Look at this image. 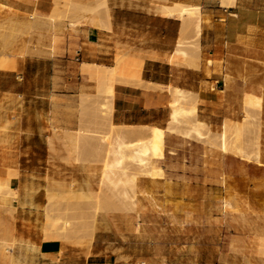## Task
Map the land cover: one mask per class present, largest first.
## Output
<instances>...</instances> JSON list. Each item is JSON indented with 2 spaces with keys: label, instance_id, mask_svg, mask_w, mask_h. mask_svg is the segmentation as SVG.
Here are the masks:
<instances>
[{
  "label": "rangeland",
  "instance_id": "obj_1",
  "mask_svg": "<svg viewBox=\"0 0 264 264\" xmlns=\"http://www.w3.org/2000/svg\"><path fill=\"white\" fill-rule=\"evenodd\" d=\"M142 1H148L151 11L166 17L169 16L165 7L174 3L178 5L177 9H199L202 32L198 34L193 28L185 31L180 29L178 40L181 47L189 52L188 62L184 65H210L212 71L230 77L223 80L224 85L219 88L223 94V107L214 112H210L205 105L200 109L199 105L205 104V101L195 93L185 90L194 95L193 97H198V110L194 120L204 121L206 126L208 125L202 131L205 135L197 137L194 132L186 134L193 118L184 125L185 127L180 126L181 132H167L165 159L153 162L149 168L152 169V176H149L150 173L145 176V172L132 167L126 158L123 167L128 166L125 169L127 173L124 174L121 168L120 171L116 170L119 172L116 177L114 173V182H118V177L123 175L118 191L106 178L105 172L109 169L106 167L107 163H113L115 157L105 158L101 151L104 152V149L100 148V140L87 137L88 142L86 137L85 141L82 139L86 135L107 136L110 142L117 144V131L124 126L114 124L112 116L110 119L106 112H102L101 103L106 100L104 97L99 98L98 92L95 96L89 94L90 97L88 94L76 96L72 103L73 108L69 110L71 113L65 111L59 114L64 118V123L68 118L72 119L69 123L76 131H45L42 133V146L29 150L26 155H22L24 150L3 148L0 139V184L11 182L13 188H19L14 197L17 192L15 189V193H9L3 191L0 186V234L4 224L11 234L9 238L7 234L0 238V245L10 243L12 238H16L14 236L18 233L20 224L28 223L33 227L43 225L44 240H61L64 243L63 252H67L71 247L75 255L84 253L86 257L85 260L65 259L69 258L66 253L56 264H110V260L107 263L104 260H94L91 251L95 240H117L113 233H97L100 220L105 221L108 218L118 222L119 264H264V0H237L229 10L227 5L222 3L223 0ZM70 2H81V6L75 3L80 7L84 4L98 7L96 13L102 20L103 27H110L114 10L117 18L124 13L123 16L128 18L132 26L141 27L147 22L142 17L144 15L138 11L119 12L123 0H117L116 4L114 0H103L105 4H102V0H73L69 3L67 0H53L54 6L50 13L36 12L28 15L43 32L38 38L40 44L52 50L51 53L42 55H64L68 51L72 58L75 57L80 49L76 36L79 27H93L88 20L86 22V18H83L80 24L77 22L76 26L74 25L76 30L71 27V22L77 15L91 16V13L75 9L74 12H77L74 13L69 6ZM57 10L62 12V15L56 14ZM173 14L175 17L170 18H178L180 27H183V20L179 18L180 11L177 10ZM169 24L175 30L179 26L178 21ZM166 25L167 22L158 18L151 23L156 34L166 29ZM206 28L215 31L216 44L202 45V33ZM52 33L54 34L50 35ZM28 39L33 43L31 36ZM232 39L236 46L247 50L245 55H234L240 62L233 63L228 60L227 56L232 55L226 52L220 57L213 56L215 47H230ZM165 43L166 46L176 48L172 36ZM123 53L117 50L115 56L114 66L118 65V78L121 76L118 82L140 83L142 59ZM171 60L172 63L175 60L180 63L176 58L172 57ZM87 65L89 63L82 64L84 72H90ZM92 76L97 82V76ZM220 80L222 78L218 79ZM212 86L210 82L204 81L201 91L213 92ZM173 87L175 86L169 85L162 90L173 97L170 92ZM51 97L52 93L45 91L40 102L32 101V108L25 114L26 123H34L35 117L44 127L51 123L56 105L55 99ZM227 122L237 126L244 124L246 132L242 131L243 137L236 143L237 146L245 144L243 147L232 146L233 151H223L220 147L218 135L224 129L223 124ZM167 125L168 123L164 127ZM234 129L235 126L232 131ZM68 134L79 136L77 149L74 145L75 149L73 147L70 150L66 138ZM133 139L127 141H134ZM47 140L51 142L47 144ZM98 144H101L99 148ZM89 145L97 146L96 150H93V146V149H89ZM245 149L247 151L244 152ZM258 150L260 159L257 157ZM237 152H240L239 156ZM246 152H253L254 156L257 153V156L254 158L251 153V156H247ZM10 153L14 154L16 159V170L6 166ZM243 153L245 158L241 155ZM21 156L23 159L19 161ZM246 157H249L250 161ZM257 160L261 164L257 163ZM21 165L23 169L36 174L26 179V175L20 173ZM7 186L11 188L10 185ZM110 186L114 191L116 189V197L109 194L112 191L109 190ZM27 189L31 193L34 190L40 192L36 216L30 221L24 220V214L16 207L18 202L24 205L23 197ZM125 191L124 199L122 193ZM133 195H137L141 200L136 211L131 210L134 209L132 205L128 206L131 200L127 198ZM126 205L128 207H123ZM0 250V264H15L5 258L1 248ZM112 264H115L114 259Z\"/></svg>",
  "mask_w": 264,
  "mask_h": 264
},
{
  "label": "crops",
  "instance_id": "obj_2",
  "mask_svg": "<svg viewBox=\"0 0 264 264\" xmlns=\"http://www.w3.org/2000/svg\"><path fill=\"white\" fill-rule=\"evenodd\" d=\"M114 3L116 4L117 0H114ZM53 6V0H0V139L3 148L24 150L22 155H26L29 150L42 146L44 143L42 133L45 131L50 133L76 131L69 123L72 119L68 118L64 123V118L59 114L65 111L71 113L69 110L73 108L72 103L76 96L97 94L96 79L89 72L83 71L82 64L86 62L112 67L116 64L117 50L123 51V54H132V57L142 59L143 63L139 76L140 83L118 82L115 85L112 114L114 124L164 128L170 120L172 97L162 88L169 85L198 94L199 98L205 101V104L199 105L200 109L205 105L210 112H214L223 107V94L220 93L222 90L219 88L224 85L223 80H226L227 76L212 71L210 65L199 63L198 66H190L180 64L176 60L174 63L171 62L172 57L175 59L172 56L175 49L166 46L165 41L172 36L176 46L181 29L178 18L156 14L150 10L148 1L123 0L119 12L138 11L144 15L142 17L147 21L146 24L141 27L132 26L128 18L123 16L124 13L117 18L114 10L109 28L79 27L76 36L81 52L77 60V55L72 58L68 51L64 55H42V53H51L52 50L40 44L38 38L43 32L33 18H28V15L36 12L50 13ZM232 8L233 6H229L228 10ZM155 18L167 22L166 29L170 28L168 30L164 28L156 34L151 26ZM172 21L179 22L176 30L169 24ZM30 36L33 38V43L29 42ZM215 37L214 30L204 29L202 45L216 44ZM230 43L232 44L230 47H215L213 56L220 57L226 52L232 55L227 56L228 60L238 63L240 61L235 59L234 55L236 53L245 55L247 50L236 46L233 39ZM69 45L70 40L67 49ZM220 78L222 80L218 81ZM204 81L213 85V92L201 91ZM45 91H50L56 101L53 120L45 127L36 117L34 123H26V111L32 108V101H41ZM29 120L31 121V118ZM50 142L47 140V144ZM22 157L19 161L23 159ZM15 163L14 154L10 153L6 162L7 168L16 170ZM20 173L26 175V179L36 174L23 169L22 165ZM31 197L32 205H21L19 202L16 205L27 221L33 220L36 216L40 192L34 190ZM42 226L20 224L19 231L14 237L21 239L19 244L24 242L21 254L23 261H32L33 264H56L66 253L69 258L65 259L85 260L84 253L75 255L71 247L67 252H63L64 243L61 240H44ZM97 233H113L117 240H95L91 247L94 260H104L106 263L110 260L112 264L114 259L115 264H119L118 222L115 223L108 218L105 221L100 220ZM6 234L8 238L11 236L9 228L4 224L0 238L5 237Z\"/></svg>",
  "mask_w": 264,
  "mask_h": 264
},
{
  "label": "bare ground",
  "instance_id": "obj_3",
  "mask_svg": "<svg viewBox=\"0 0 264 264\" xmlns=\"http://www.w3.org/2000/svg\"><path fill=\"white\" fill-rule=\"evenodd\" d=\"M69 1H72L73 0H67V2L69 3ZM235 1L236 0H223L222 3L223 4H226L228 7L229 6H233L235 4ZM55 2V1H54ZM58 2V1H57ZM103 2V0H102ZM75 3H78V2H74V4L70 2L69 6L71 7V9L73 10L74 12V9L75 10H81L80 12H90L91 13V16H82V15H77L75 17V19L71 22V27H73L75 29V24L78 22H81V20L84 18H86V22L88 20V23H90L93 27H103V22L101 19H99L98 17V13L97 12V9L98 7H90V6H85L86 4L82 5L81 6V2L78 3L80 4V6H76L77 4ZM89 3V2H88ZM94 3V2H93ZM173 3V2H172ZM56 4V3H55ZM58 4V3H57ZM102 4H105V2H103ZM59 7V6H58ZM61 7V6H60ZM57 8V7H55ZM166 10L168 11V16L169 17H175V14H173L175 11H180V17L182 20H183V27L182 30L185 31L186 29H189V28H193V30H195L198 34H200L202 32V24H201V20H200V17H199V9L198 8H189V7H181L180 9H177L178 8V5H175L172 4V5H167L166 7ZM60 9V8H59ZM64 9V8H63ZM54 10V9H53ZM56 11V10H55ZM62 11V10H61ZM66 10H64L65 12ZM76 11V12H77ZM64 12H63V15H64ZM68 13V11H66ZM74 12V13H76ZM109 12V11H108ZM57 13H60L62 15V12L58 11L56 12ZM78 14V13H77ZM109 14V13H107ZM34 16V15H32ZM74 16V15H73ZM58 18V17H57ZM83 20V21H85ZM70 22V21H69ZM85 22V23H86ZM83 23V22H82ZM80 24V23H79ZM90 24H88L90 26ZM41 25V24H40ZM70 25V24H69ZM75 25V26H74ZM83 26V25H82ZM85 27V26H84ZM37 28V27H36ZM104 28H107V27H104ZM98 29V28H97ZM111 29V28H110ZM109 29V30H110ZM54 30V29H53ZM73 30V29H72ZM76 30V29H75ZM89 30V29H88ZM95 30V29H94ZM88 36V35H87ZM176 48L173 52V55L176 59H178L180 61V63L182 64H186L188 62V59H189V52L185 49H183L181 47V43H180V40H177L176 42ZM164 56V55H163ZM160 57V56H159ZM172 61V60H171ZM84 64V63H83ZM90 67V74L91 75H96L97 76V82H96V88H97V92H98V97H104V99L106 100L104 103H101V110L102 112H106V116L109 117L111 119V116L113 114V98H114V94H115V85L116 83L118 82V74L120 72V68L118 67V65L114 66V67H106V66H103V65H96V64H89L87 65ZM242 70V69H241ZM228 76V75H227ZM230 76V75H229ZM226 77V75H225ZM230 79V77L228 78ZM120 81V80H119ZM157 84V83H156ZM145 86V85H144ZM152 86V85H151ZM142 87V86H141ZM153 88V87H152ZM158 88V87H157ZM160 88V87H159ZM163 89V88H162ZM215 90V89H214ZM162 91V90H161ZM213 91V90H212ZM169 92V91H168ZM172 93V101L170 102V107H171V113H170V120L168 122V125L164 128L162 127H158V126H122L119 128V130L117 131L118 133V143H113L112 141L110 142L109 139L107 138V136H102V137H99V135L97 137H94L96 135H86L84 137H82V139L84 140V138L86 137H89L91 139H98L97 141L100 140V143L102 144H98V148H103L104 149V152L103 150L102 153L105 155V158L106 159H111V157H115V160L113 163L111 162H108L106 167H108L107 169L108 170H105L106 172V178L108 180H110L111 184H113L115 186V188L117 189L118 191V187L120 186V180L122 179L121 177H123V175L121 177H118L119 180L118 182H114L116 180V178L114 179V173L115 174V177L117 174H119V172L117 173L116 170L120 171L119 168L123 169V173L126 174L127 172L125 171V169L128 168V166L125 168L123 167L124 165V162L126 161L125 159L128 158L129 161H130V164L132 167L138 169L140 172H145V176H146V173L147 175L149 174V176H152L150 171H152V169H149L150 166L153 164V162L155 160H164L165 159V153H164V150H165V146H166V134L167 132L169 133H174V132H181L180 130L182 129L181 127H185L184 125H186V123L191 119L193 118L192 122L189 124H191V126L189 124H187L188 126H190L187 131H186V134H191V132H194L195 135L198 137H201V136H204L205 134H203L202 131H204L207 126H206V123L204 121H201V120H194L195 116L197 115V110H198V102H197V99L196 97H193L191 93H188L186 92L184 89L182 88H178V87H173V90L170 91ZM170 94V93H169ZM82 95H87V94H82ZM97 95V94H96ZM198 95V94H197ZM89 96V94H88ZM87 97V96H86ZM90 97V96H89ZM219 98V97H218ZM98 104V103H97ZM98 107V106H97ZM105 115V114H104ZM103 117V116H102ZM109 119V120H110ZM229 121V119H227ZM191 121V120H190ZM194 121V122H193ZM233 122V121H232ZM185 123V124H184ZM193 123V125H192ZM229 122L227 123H224V129L223 131L218 135L220 140L218 139V141H220V147L223 149V151L225 150H229V151H233L232 149V146L234 148L235 147H240L241 144L237 146L236 143H238L241 139V136L243 135L242 131H245L244 130V124L243 126H237V125H229L228 124ZM238 123V122H237ZM183 124V126H182ZM236 124V123H235ZM251 124V123H250ZM258 124V123H257ZM181 126V127H180ZM210 126V125H209ZM235 126V129L234 131L233 130V127ZM181 128V129H180ZM188 128V127H187ZM205 128V129H204ZM256 129V127H255ZM260 129V128H259ZM210 131V130H209ZM256 131V130H255ZM232 132V134H234L233 136L230 135ZM246 132V131H245ZM259 132V131H258ZM91 133V132H90ZM183 134H185L184 132H182ZM193 133V134H194ZM89 134V133H88ZM259 134V133H258ZM77 134H75L74 136L73 135H69L66 137L67 138V145L69 146L70 150H72V148L76 147L77 149V146L76 145H79L77 143ZM80 135V133H79ZM84 135V134H82ZM194 135V136H195ZM207 135V134H206ZM209 135V134H208ZM232 136V137H231ZM81 137V136H80ZM243 137V136H242ZM85 138V139H86ZM131 138H134L133 140L134 141H127L128 139H131ZM137 140H136V139ZM205 138V137H203ZM254 138V137H252ZM88 139V138H87ZM200 139V138H199ZM216 140V139H215ZM85 141V140H84ZM87 141V140H86ZM257 141V140H256ZM88 142H89V139H88ZM94 142V141H93ZM210 142V141H209ZM252 143V141H250ZM98 143V142H97ZM245 143V142H244ZM95 144H96V141H95ZM249 144V143H248ZM243 145L245 144H242L241 147H243ZM254 145V143H253ZM90 146V145H89ZM94 147V145H91ZM89 147V149H93L92 147ZM247 146V145H246ZM74 147V149H75ZM79 147V146H78ZM96 147L95 146L93 150H96ZM249 147V146H247ZM258 147V146H257ZM218 148V147H217ZM221 149V150H222ZM232 149V150H231ZM259 149V147L257 148ZM254 150V149H253ZM247 151L246 149L244 150V152ZM100 152V150H99ZM241 152V151H240ZM239 152V153H240ZM257 152V150H256ZM255 152V153H256ZM238 153V152H237ZM239 153L237 154L239 156ZM248 154V152H246ZM251 153V152H250ZM249 153V154H250ZM258 153L259 154H253V152L251 153L254 158L257 156L259 159H260V152L258 150ZM234 154V153H233ZM236 154V153H235ZM245 153L241 154L242 156L244 155ZM247 155V156H251V155ZM103 155V156H104ZM240 155V157H241ZM244 157V156H243ZM245 158V157H244ZM247 158V157H246ZM249 158V157H248ZM247 158V159H248ZM253 158V159H254ZM250 159V158H249ZM248 159V160H249ZM105 161V160H104ZM109 161V160H108ZM250 161V160H249ZM251 161L252 160V157H251ZM259 161L257 160V163ZM106 163V162H105ZM261 164V162H259ZM125 166V165H124ZM152 168V167H151ZM104 170V169H103ZM135 170V169H134ZM109 171V173L107 172ZM137 171V170H136ZM122 172V170H121ZM108 173V174H107ZM121 173V174H123ZM113 174V176H112ZM17 175V174H16ZM13 176V175H12ZM10 175V177H12ZM113 177V178H111ZM126 177V176H125ZM104 179V178H102ZM114 179V180H113ZM125 179V178H124ZM104 181V180H103ZM102 181V182H103ZM109 182V181H108ZM106 182V183H108ZM9 182H6L4 183V185H1L0 186L3 188V191H7L9 193H15L14 191L19 188H13L12 185H11V182L10 184H8ZM105 183V184H106ZM123 183V182H122ZM10 185L11 188L7 185ZM101 184V183H100ZM109 184V183H108ZM110 185V184H109ZM119 185V186H118ZM108 186V185H107ZM113 186V188H114ZM0 187V190H2ZM15 189V190H14ZM26 189V188H25ZM31 189V188H30ZM71 189V188H70ZM112 190L110 191L111 193H109L110 195L113 194L114 197H116V193L114 195V192H116V189L114 191V189L109 188V190ZM146 191V190H145ZM18 191L14 194L16 197ZM120 193V192H118ZM125 192H123L122 194L124 195ZM121 194V195H122ZM132 194V193H131ZM137 194V193H136ZM109 195V196H110ZM119 195V194H118ZM121 195H120V200H121ZM122 195V198L125 197V195L123 196ZM128 196H130V194L127 193ZM108 196V197H109ZM112 197V196H111ZM113 197V199H114ZM127 197V196H126ZM110 198V197H109ZM111 199V198H110ZM117 199H119V197H117ZM125 199V198H124ZM127 199H130L131 200V204H129L128 206L130 207L132 205L133 208H131V210H134L136 211L135 209L137 207H139V205L141 204V200L140 198L137 196V195H133L131 196V198H127ZM23 200H24V205H32L33 204V201H32V197H31V192L27 189L25 194H24V197H23ZM104 200V199H103ZM109 200V199H108ZM123 200V199H122ZM107 201V199H106ZM112 201V199H111ZM114 201V200H113ZM115 202V201H114ZM117 202V201H116ZM121 202V205H122V201ZM127 202H130L127 200ZM102 203V202H101ZM104 203V202H103ZM111 203V202H110ZM230 203V202H229ZM120 204V203H119ZM128 204V203H127ZM228 204V203H227ZM226 204V205H227ZM101 205V204H100ZM104 204H102L103 206ZM108 205V203H107ZM111 205V204H110ZM124 205V203H123ZM127 205L126 206H123V207H128ZM100 207V206H99ZM108 207V206H107ZM115 207V206H114ZM103 208V207H102ZM124 208V209H125ZM130 209V208H129ZM128 210V208H127ZM98 213V212H97ZM139 216V215H138ZM58 223V222H56ZM66 223V222H65ZM11 240H13L12 242L10 243H3L2 245H0L1 249H2V253L4 255L5 258H9L10 262L11 263H15V264H32V261H23L22 258H21V254L23 252V249H24V245H22L24 242H22V244H19L20 240L19 238H12ZM7 241V240H6ZM36 250V249H35ZM1 251V250H0ZM26 254V253H25ZM26 256V255H25ZM26 259V257H25Z\"/></svg>",
  "mask_w": 264,
  "mask_h": 264
},
{
  "label": "built area",
  "instance_id": "obj_4",
  "mask_svg": "<svg viewBox=\"0 0 264 264\" xmlns=\"http://www.w3.org/2000/svg\"><path fill=\"white\" fill-rule=\"evenodd\" d=\"M80 52H81L80 50L77 51V60H79L80 58Z\"/></svg>",
  "mask_w": 264,
  "mask_h": 264
}]
</instances>
